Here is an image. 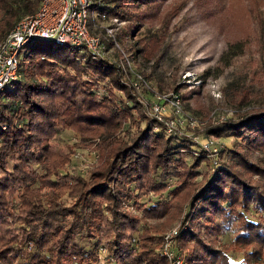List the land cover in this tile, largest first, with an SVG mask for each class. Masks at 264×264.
I'll use <instances>...</instances> for the list:
<instances>
[{"label":"trees","instance_id":"1","mask_svg":"<svg viewBox=\"0 0 264 264\" xmlns=\"http://www.w3.org/2000/svg\"><path fill=\"white\" fill-rule=\"evenodd\" d=\"M159 3L101 0L99 9L136 27ZM37 4L0 0V39ZM263 6L249 2L251 18L262 20ZM19 54L18 77L0 91V264H16L14 245L27 240L37 248L29 264H96L98 246L105 264H168L158 252L161 234L180 218L172 249L186 264H264V158L250 157L264 153V107L205 127L206 135L233 140L198 172L212 160L209 151H189L185 139L146 117L113 63L43 38ZM64 129L97 151L87 179L64 168L75 146L62 140ZM150 193L159 199L140 200ZM250 206L259 209L252 217ZM225 232L230 239L220 243Z\"/></svg>","mask_w":264,"mask_h":264},{"label":"rangeland","instance_id":"2","mask_svg":"<svg viewBox=\"0 0 264 264\" xmlns=\"http://www.w3.org/2000/svg\"><path fill=\"white\" fill-rule=\"evenodd\" d=\"M249 2L264 3L263 0H160L136 27H133L134 22L119 15L106 14L103 20L96 18L89 30L99 36L104 52L102 58L117 66L119 77L134 94L146 117L161 122L166 130L169 120L176 117L166 101L161 104L159 114L162 116L157 119L150 116L142 100L157 102V96L176 95L184 123L168 135L185 139L189 151L201 150L195 139L200 143L208 139L217 150L230 146L232 137L206 135L205 127L264 107V6L258 11L263 19L257 21L247 10ZM106 26L112 28L111 35L106 34ZM234 44L238 53L228 56L227 48H233ZM49 45L50 42L36 43L38 48ZM134 74L143 78L147 87L140 83L134 88L131 85ZM103 90L101 85L95 89L99 97ZM188 118L201 123L191 127L186 124ZM60 136L75 145L64 168L87 179L89 170L97 163V151L78 142V134L72 130L64 129ZM208 156L212 160L207 165L201 163L198 172L209 170L216 160V151L209 152ZM250 157L261 160L264 153L255 152ZM252 178L256 179L255 174ZM173 180L174 177H169L168 184ZM155 199L159 196L150 193L140 200L147 204ZM249 210V217L259 212L257 206H250ZM184 222L177 219L162 231L158 252L168 264H186L185 254L180 250L174 253L172 249L174 237L166 238L172 230L182 228ZM76 239L87 248L83 232H77ZM130 239L135 250L137 241L134 237ZM229 239L225 232L219 242L225 244ZM14 248L16 264H29L31 254L37 250L32 240L16 244ZM96 252V264L109 261L104 247L98 246ZM238 257L230 254L232 260Z\"/></svg>","mask_w":264,"mask_h":264},{"label":"built area","instance_id":"3","mask_svg":"<svg viewBox=\"0 0 264 264\" xmlns=\"http://www.w3.org/2000/svg\"><path fill=\"white\" fill-rule=\"evenodd\" d=\"M101 0H38L36 9L33 12L20 16L0 39V91L8 85L11 80L18 77L17 59L19 50L23 44L32 38L49 39L59 44L72 45L86 49L92 56L103 57L104 52L100 38L92 34L90 26L95 25V19L103 20L106 13L99 9ZM113 18V17H112ZM111 27H104L106 34L111 35ZM145 87V81L138 74H134V81L131 85L138 88L139 84ZM157 102L142 100L150 116L160 119L162 114V103L172 109L176 117L170 119L166 126V133L182 125L181 107L176 95L171 97H158ZM187 125L195 126L201 122L188 118ZM200 147L204 150L215 152L216 148L211 147L208 139H204ZM178 230L171 231L167 237H174ZM166 245H168L166 243ZM174 259V256H173Z\"/></svg>","mask_w":264,"mask_h":264}]
</instances>
